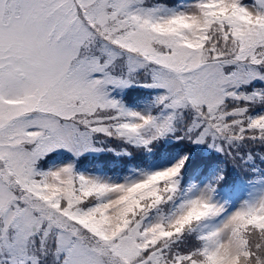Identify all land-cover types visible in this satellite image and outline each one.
Segmentation results:
<instances>
[{"label":"snow or ice","instance_id":"6c2138e0","mask_svg":"<svg viewBox=\"0 0 264 264\" xmlns=\"http://www.w3.org/2000/svg\"><path fill=\"white\" fill-rule=\"evenodd\" d=\"M0 264H264V0H0Z\"/></svg>","mask_w":264,"mask_h":264},{"label":"rangeland","instance_id":"374dc122","mask_svg":"<svg viewBox=\"0 0 264 264\" xmlns=\"http://www.w3.org/2000/svg\"><path fill=\"white\" fill-rule=\"evenodd\" d=\"M135 95H137V94H135ZM82 165H83V167H91V162L90 161L82 162Z\"/></svg>","mask_w":264,"mask_h":264},{"label":"trees","instance_id":"16d2710c","mask_svg":"<svg viewBox=\"0 0 264 264\" xmlns=\"http://www.w3.org/2000/svg\"><path fill=\"white\" fill-rule=\"evenodd\" d=\"M133 95H135V93H134ZM86 161H90L91 163L93 162L91 158L86 159V160H84L83 162H86ZM105 162H107V157L105 158ZM108 166H109V167H115V165H111V164H109Z\"/></svg>","mask_w":264,"mask_h":264}]
</instances>
